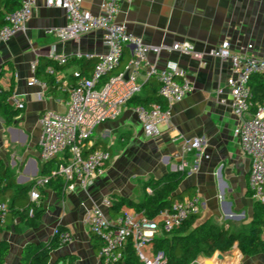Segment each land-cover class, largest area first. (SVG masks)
<instances>
[{"label":"crops","instance_id":"crops-1","mask_svg":"<svg viewBox=\"0 0 264 264\" xmlns=\"http://www.w3.org/2000/svg\"><path fill=\"white\" fill-rule=\"evenodd\" d=\"M104 1L83 0V7L100 13ZM116 19L148 44L171 46L189 42L197 51L205 52L229 40L234 50L264 58V0H124ZM67 22L65 9L50 7L46 0H36L26 30L0 45V93L11 92L8 101L14 108H18V102L25 104L11 123L0 111V159L15 173L20 186L31 184L35 177L45 174L38 144L40 117L46 109L64 111L67 98L62 90L51 93L48 87L30 86L28 82L34 75L31 63L42 59L46 72L55 69V74L49 76L74 82L75 71L90 75L99 56L109 50L101 31L75 41H62L50 32ZM52 52L60 55L82 52L93 57L59 65L50 58ZM130 55L128 47L114 73L125 69ZM149 59L159 66L169 59L178 61L192 79V92L171 106L170 123L160 125L154 137L145 136L135 110L137 106L132 103L118 119L99 125L94 133V145L107 144L112 155L103 172L86 187L77 184L62 195L48 185L42 188L43 200L35 221L23 218L16 204L7 223L0 226V241H7L10 246L5 264H21L27 245L48 241L59 227L72 232L75 240L54 250L50 264H102L101 240L90 231L86 210L101 206L111 219L123 215L132 207L122 206L117 210L103 206V200L106 197L144 199L146 193H152L148 191L152 181L181 173L178 165L183 140L193 137L204 139V147L201 152L189 155L195 168L188 171L178 193L183 191V198L201 196L204 207L199 220L210 219L234 232L251 230L257 200L249 185L250 159L234 134L239 119L227 87L231 64L215 57L200 60L177 51H164L159 57L152 53ZM88 61L89 70L85 71L84 62ZM146 70L140 77L144 87L148 83L158 86L155 76L145 77ZM46 78L39 79L47 83ZM161 101L163 104L162 98ZM14 193L15 189L7 193L10 205ZM149 249L154 250L152 245ZM222 254L224 259L217 264H264V254L244 255L238 244ZM206 259L200 255L195 262L205 264Z\"/></svg>","mask_w":264,"mask_h":264},{"label":"built area","instance_id":"built-area-1","mask_svg":"<svg viewBox=\"0 0 264 264\" xmlns=\"http://www.w3.org/2000/svg\"><path fill=\"white\" fill-rule=\"evenodd\" d=\"M20 1V7L7 13L8 23L0 28V45L25 31L34 14L36 0ZM123 1L105 0L102 11L94 13L83 7V0H46L48 6L60 7L67 12V24L52 29L51 33L62 41H75L83 35L101 31L109 50L99 56L90 75L77 70L73 74L74 82L63 81L58 76L55 78L67 96L66 107L64 111L46 109L40 117V155L44 163L52 162V166L48 173L31 181L29 198L32 205L29 214L33 215L35 209L41 206V189L53 180L62 179L66 193L75 189L77 184L86 187L103 172L112 155L104 148L93 149L94 133L99 125L118 119L130 101L141 94L144 83L140 77L144 69H147L146 78H157L163 100V104L135 108L145 136L158 135L160 125L170 123L171 106L192 92L194 85L188 71L178 61L169 59L164 66L151 63L149 56L152 53L159 57L164 51H177L200 60L215 57L231 64L227 87L233 97L234 113L239 119L234 134L250 159V190L253 197L264 204V102L255 103L252 89L254 76L261 75L264 80V58L234 50L229 40L205 52L197 51L189 42H176L171 46L145 43L141 37L130 32L126 24L117 21ZM128 47L131 48V55L125 69L114 73ZM92 57L82 52L70 55L52 52L50 55L59 65ZM37 67L38 61L35 60L31 63L34 75L28 84H38L47 89L48 84L36 76ZM49 71L55 74L54 68ZM222 92L223 89H220L219 93ZM18 107L24 108L25 104L18 102ZM204 143L200 137L183 140L179 172L187 174L195 168L189 155L201 152ZM148 191L153 192V189L148 187ZM111 204V197L103 200V206L110 207ZM203 207L201 196L193 195L174 202L171 208L161 210L153 218L145 211L128 208L120 217L111 219L101 206L87 209L85 216L90 231L101 240L99 256L102 264H125L130 248L142 264H167L168 259L163 252L149 249L153 246V239L182 227L192 216L200 215ZM9 212L10 204L0 201V226L7 223ZM74 240L72 232H61L60 246Z\"/></svg>","mask_w":264,"mask_h":264},{"label":"trees","instance_id":"trees-1","mask_svg":"<svg viewBox=\"0 0 264 264\" xmlns=\"http://www.w3.org/2000/svg\"><path fill=\"white\" fill-rule=\"evenodd\" d=\"M20 5V0H0V28L8 23L7 13L15 11ZM48 62L51 63L52 61L49 60ZM42 63L43 60L40 59L36 76L38 78L47 77L49 92L56 93V91H60L61 89L55 77L49 76L50 73L45 71V65ZM90 63V61L84 62L85 71L89 70ZM252 89L255 103H263L264 80L261 75L253 77ZM10 93H0V111L8 123H11L14 117L23 110V108H14L10 105L8 101ZM130 103L144 107H150L156 103L161 104L159 85L146 84L143 95L135 96ZM97 146L110 151V148L105 143L99 142L93 146V149ZM51 166L52 162L45 163V174L49 172ZM185 176L186 174L184 173L167 174L161 179L150 183L153 192L151 194L146 193L141 201H135L128 197H114L112 198L111 206L117 210H120L122 206L132 207L138 211H145L149 217L153 218L161 210L171 208L174 202L183 199L182 195L178 194V190ZM48 186L53 187L58 194H64L65 183L62 179L53 180ZM30 187L31 184L18 185L15 173L0 159V193L3 194V196L0 195V201H7V193L15 189L9 217L11 210L15 208L16 204H19L18 212L23 218L27 217L29 220H36L40 207L35 209L33 215L29 214L32 205L28 196ZM199 217L200 215L192 216L182 227L153 239L154 251L163 252L168 259L167 264H190L195 262L200 255L212 257L217 251L226 254L235 244H238L244 255L264 254V204L257 201L256 218L250 231L243 229L239 232H234L227 225H219L210 219L199 220ZM64 230L66 229L59 227L48 241L27 245L21 256V264H50L52 252L60 247V234ZM9 251V243L0 241V264H5ZM125 264H142L132 248L127 254Z\"/></svg>","mask_w":264,"mask_h":264},{"label":"water","instance_id":"water-1","mask_svg":"<svg viewBox=\"0 0 264 264\" xmlns=\"http://www.w3.org/2000/svg\"><path fill=\"white\" fill-rule=\"evenodd\" d=\"M126 78H128V73L126 74ZM178 194L182 195L183 191L179 192ZM216 257L214 259H206L205 264H217V261H222L224 259V255L221 252L216 253Z\"/></svg>","mask_w":264,"mask_h":264},{"label":"rangeland","instance_id":"rangeland-1","mask_svg":"<svg viewBox=\"0 0 264 264\" xmlns=\"http://www.w3.org/2000/svg\"><path fill=\"white\" fill-rule=\"evenodd\" d=\"M72 66H73V65H71V66H68V69H71V68H72ZM215 254H216V253H215ZM213 256H214V255H213ZM213 256H212V257H213ZM212 257H206V258H209V259H211Z\"/></svg>","mask_w":264,"mask_h":264}]
</instances>
